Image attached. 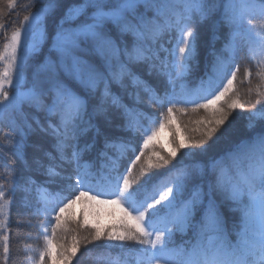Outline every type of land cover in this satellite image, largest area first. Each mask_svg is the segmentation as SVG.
<instances>
[{"label": "snow or ice", "instance_id": "obj_1", "mask_svg": "<svg viewBox=\"0 0 264 264\" xmlns=\"http://www.w3.org/2000/svg\"><path fill=\"white\" fill-rule=\"evenodd\" d=\"M7 2L16 5V0ZM38 2L29 0L26 7L35 8ZM209 21L214 33L227 29L224 44L219 52L213 47L208 72L190 87L184 78L197 56V26ZM219 39L213 36V41ZM49 40L47 53L37 61ZM245 49L260 81L249 90L248 100L255 91L259 104L264 98V0H43L39 9L23 17L0 50V116L15 124L0 136V145L15 149L27 170L23 149L28 135L38 129L53 139L55 155L45 151L47 164L40 158L34 161L45 177L40 183L31 175L19 176L14 165L4 166L8 186H0V230L8 227L7 196L18 190L25 201L35 194L33 215L44 217L38 221L44 246L26 257L31 264H47L54 244L58 258L71 264L81 242L101 240L103 248L88 253L94 264H264V105L248 111L249 138L219 157L195 159L207 155L209 141L219 140L216 134L229 114L246 107L234 90L236 57ZM139 65L147 66L149 76L166 77L170 90L159 94L137 74ZM250 76L246 68L245 78ZM145 103L168 105L166 116H149L141 108ZM179 104H193L210 115L197 122L205 126L186 142L178 141L173 132V148L162 155L158 133L172 127ZM25 107L43 112L46 123L30 121ZM115 119L123 121L117 125L122 131L143 129L140 154L131 163L140 161L146 150L151 154L138 179L121 172V162L137 150L131 138L112 139L102 130L100 121L110 127ZM89 133L92 142L81 145ZM101 139L98 164L85 160V153ZM178 153L192 162L178 161L164 178L149 183V169L168 165ZM124 171L130 174L132 168ZM57 181L62 183L53 192L49 186ZM83 200L119 205L123 215L106 229L91 225L87 235H73L71 247L59 244L58 230L89 228L83 213L72 211ZM225 207L237 214L231 229ZM0 247V260L8 264L11 246L6 231L0 235Z\"/></svg>", "mask_w": 264, "mask_h": 264}, {"label": "trees", "instance_id": "obj_2", "mask_svg": "<svg viewBox=\"0 0 264 264\" xmlns=\"http://www.w3.org/2000/svg\"><path fill=\"white\" fill-rule=\"evenodd\" d=\"M42 2L43 0H40V2L36 3L35 8H28L26 5L29 3V0H16L15 7L9 5L7 0H0V11L3 12V16H0V50H3L4 48L6 35H10L12 31L20 27L23 17L39 9L42 6ZM5 25L8 27H5ZM48 25L49 34H51V19L48 20ZM226 32L227 29L221 27L219 31L214 33L211 21L197 26V56L195 60L190 63L188 75L184 78L190 87H195L199 83L200 79L205 77L213 60L211 51L213 47H215L217 52L222 49L224 44L223 38ZM172 35L175 36L174 33ZM214 35H219L221 39L213 41ZM165 40H168V36H165ZM48 47H50V40L46 42L43 51L37 57V61L43 59V56L47 53ZM165 47H171V44L166 43ZM236 66L239 67V71L237 80L234 81V90L239 95L240 99L245 102L246 107L244 110L237 109L229 114L228 121L225 122V125L221 126L216 134L219 136V140H217L215 143L209 141L207 145V155L203 157L197 155L195 157L196 160H207L208 157H219L224 152L231 150L235 144L239 143L243 139L249 138L252 135V133L246 128V118L248 111L253 107V105H255L257 108L261 107V105H264V98H261L260 103L257 104L255 91H253L251 93V102L248 100L249 90H254L260 81L256 75L257 68L255 61L250 58V55L246 49L238 52L236 57ZM246 68L251 72V76L247 79L245 78ZM135 71L141 76L142 79L146 80L150 85L156 88L159 94L162 95L165 89L170 90V86L166 82V77L159 76L155 73H153L152 76H149L147 74L146 65L137 66ZM26 76L29 79L31 78V69L26 71ZM223 83H226V79L223 81ZM113 91L119 94L120 90L114 85ZM229 95H231V93H229ZM146 99L147 98L145 97V100ZM124 102H130L127 96H125ZM197 102L203 103L204 101L199 100ZM167 107L168 105H165L163 108H161L159 105L149 106L147 103L141 106L142 111L146 112L149 116H157L161 113L166 116ZM24 111L28 115L30 121L35 118L40 120L41 124L46 123L45 114L43 112H39L34 108L28 107H25ZM209 115L210 114L206 110L196 109L193 104L177 105L176 109H174L172 127L161 129L158 133L157 139L163 149L161 154L165 155L168 153L160 142L161 138H163L167 132L171 133L172 138L173 132H175L176 139L178 138L179 134H182L186 141L188 136H195L198 134L195 130L198 128L202 129L205 125L197 122L206 120ZM100 123L102 130L110 138H131L132 143L136 146V152L134 154L131 152L128 153V158L121 162V172L123 174L130 175L131 178H134L135 174H137L142 167H146V158L151 154L150 151L146 150L140 161H137L134 164L131 163V161L135 159V155L140 154L139 147L142 146L141 136L144 134L143 129L137 133L122 131L117 127V125L123 123V121L119 119H115L112 126L110 127H105L102 121H100ZM143 123L147 126V122ZM33 127H35V124H33ZM14 128L15 124L11 120L2 117L0 120V136H2L5 132H11ZM17 139H19V137H17ZM92 139L93 134L89 133L87 136L81 139L80 143L81 145L84 143H91ZM213 139H215V137ZM53 143L54 141L50 136L39 131L38 129L28 135L25 147L23 149L24 161H27L29 166L27 170L25 168L24 162L17 158L15 149L0 145V186L5 188L8 186V181L3 175L5 170L4 166L6 165H14L18 171V175L21 177L31 175L38 183L43 182L45 180L44 175H42L43 170L40 169L34 161L37 158H40L45 164H47L48 161L44 157V152H53V155H55L52 148ZM101 146L102 139L96 142L95 148H93L90 152L85 153L84 159L88 161H97L98 151ZM181 151L183 152L185 150ZM178 161L183 163L192 162L187 158L182 157L180 153H178L176 160L170 161L168 165L160 168L149 169L152 172L149 183L156 181L157 179L164 178L168 170L178 166ZM126 167L132 168V172L130 174L124 171V168ZM61 183L62 182L57 181L56 183L51 184L49 186L50 190L53 192L59 191ZM24 197L25 194L18 190L14 194L9 193L7 196V199L11 201L7 210V217H9L7 219L8 227L6 230H0V235L5 234V231L9 235L11 259L9 260L8 264H31V261L26 259V257L29 255L35 256L36 253L44 246L43 238L40 235L43 230L38 226V221L43 220L44 217L33 215L34 209L37 206L35 194L29 196L27 201H25ZM72 211L79 216V213L76 210V204L73 206ZM223 211L227 221V226L230 229L233 228L234 224L236 223L237 214L230 212L227 207H225ZM0 219H3V217H0ZM29 222H31V225H37V227H31ZM90 226L91 225H89L88 229H79L76 232L65 233L58 230L57 241L59 244H64L67 247H71V237L73 235H87L88 231L91 230ZM70 227L75 229V223H72ZM49 235H51V228ZM181 239V235L177 233L175 236L177 243H180ZM104 243L105 241L103 240L93 241L88 245H84L81 242L80 249L78 250L76 256L72 258L71 264H94V260L89 258L88 253L92 252L95 254L96 252L100 251L103 248ZM53 247L56 248V250L54 251L52 249V258L50 261H47V264H54V262L59 259L57 244H54ZM0 254H2V247H0ZM0 264H4V261L0 260Z\"/></svg>", "mask_w": 264, "mask_h": 264}, {"label": "rangeland", "instance_id": "obj_3", "mask_svg": "<svg viewBox=\"0 0 264 264\" xmlns=\"http://www.w3.org/2000/svg\"><path fill=\"white\" fill-rule=\"evenodd\" d=\"M9 37L10 35H6V38H9ZM6 38H5V43H6ZM1 119H2V116H0V120ZM177 139L178 141H185V138L183 137L182 134H179ZM171 140H172V135L170 132H167V134H165V136L161 138L160 142L165 147L167 152H170L173 148V145L170 142ZM140 175H141V170L137 174H135V177L133 179L134 180L138 179ZM101 199H111V197L109 196L101 197ZM76 210L79 214L83 213L84 220L87 222V224L98 225L105 229L108 228L109 226L117 224L123 215L121 211V207L119 205L99 204L96 202H89L87 200L77 202ZM8 218L9 217H7V219ZM49 231H50V227L48 229V232ZM52 249L54 251L56 250V248L54 247ZM54 264H64V261H62L61 259H57L54 262Z\"/></svg>", "mask_w": 264, "mask_h": 264}]
</instances>
